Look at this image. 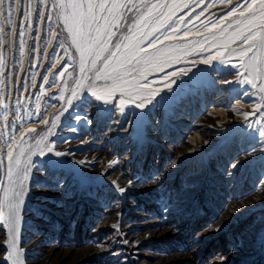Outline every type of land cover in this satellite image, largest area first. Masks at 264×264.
I'll return each instance as SVG.
<instances>
[{"label": "rangeland", "instance_id": "obj_1", "mask_svg": "<svg viewBox=\"0 0 264 264\" xmlns=\"http://www.w3.org/2000/svg\"><path fill=\"white\" fill-rule=\"evenodd\" d=\"M238 2L244 0H144L159 5L153 16L170 15L171 19L165 24L166 31L159 30L163 34L153 46H148L151 36L140 45L153 54L152 62H142L139 71L125 73L124 80L131 83L124 86L131 88L147 80L157 95L143 109L127 100L123 112L116 107L119 90L101 100L92 95L91 82L97 89H103L106 82L95 80L93 71L81 74L79 53L64 28L61 10L54 14L51 34L48 25H42L39 36L45 40L39 47L44 49L43 58L38 60V53L30 51L33 34L26 33L23 66L15 23L8 25L6 16L0 15L4 30L0 31L4 64L0 100L7 105L0 107V152L5 162L0 169V200L4 188L12 187L5 141L9 136L19 140L28 128L36 130L25 137L23 146L33 162L24 180L27 195H22L25 204L16 245L23 249L19 258L23 264H219L221 256L227 257L225 264H264V137L255 130L264 127V91L237 82L238 73H245L238 51L245 45L238 39L228 40L238 30L234 21L239 10L231 16L227 13ZM254 2L258 5L261 0ZM6 9L7 3L2 11ZM18 18L13 14L14 22ZM173 21H177L173 28H167ZM36 23L34 19V27ZM148 31L151 28L141 27L130 34L124 27L118 35H130L134 42ZM56 32L72 60L56 46ZM54 46L55 53L49 57ZM125 52L122 48L121 53ZM209 56L217 58L204 64ZM165 60L171 61V67L161 72L156 64ZM97 66H102L100 61ZM259 67V76L254 72L244 79L264 81V64ZM180 69H187V75L176 77L170 91L163 75ZM68 72L73 74L68 76ZM33 73L35 87L28 79ZM193 73L196 76L190 80ZM82 75L88 79L81 80L83 86L77 88L76 80ZM42 77L54 78L55 83L48 86ZM21 80L26 89H20ZM176 84L183 87L177 89ZM73 88L80 98L68 105ZM61 93L60 99H49ZM161 97L172 99L160 104ZM41 110L37 122L33 117ZM245 112L250 113L247 122ZM5 113L18 128L14 134L5 125ZM54 115L58 118L55 126L51 124ZM248 123L253 127L248 128ZM45 144L70 154L47 153ZM39 148L47 154L41 157ZM247 152L252 155L244 158ZM97 158L95 166L87 163ZM237 158L239 164L231 168ZM27 159L21 157V168L29 167ZM116 159L120 161L116 169H107L108 162ZM81 160L86 163L79 164ZM106 169L110 174L102 175ZM121 175V186L127 187L129 179L136 183L123 195L111 184ZM10 199H15L14 191ZM116 224L118 229L113 227ZM2 231L7 234L8 230ZM8 251L7 245L0 246V264H11L4 259Z\"/></svg>", "mask_w": 264, "mask_h": 264}, {"label": "snow or ice", "instance_id": "obj_2", "mask_svg": "<svg viewBox=\"0 0 264 264\" xmlns=\"http://www.w3.org/2000/svg\"><path fill=\"white\" fill-rule=\"evenodd\" d=\"M7 3L6 12L2 11L3 5ZM187 7V5H184ZM41 7L45 10L41 11ZM159 5L152 4L149 5L144 3V0H51L49 5V0H38L34 5L33 0H27V6L25 7V0H0V15H4L7 18V24L13 25L15 23L16 38L19 40V64L23 66L24 57L26 55V33H32V45L30 46V51H36L38 53V60L43 58L44 49L39 47V44L45 40V37L39 36L42 25L47 24L48 34L53 32L52 23L55 22L54 14L57 10H61V18L63 20L64 28L69 32L72 37V45L75 46L76 51L79 53V64L81 74L86 71H93L95 80L103 79L106 83L103 89H97L95 87L94 81L89 84V89L92 95L95 96L97 100H101L102 97H109L116 94L119 90L120 101L116 105L121 112L124 111V105L127 100H131L136 108L143 109L146 104H152V98L157 95V89L149 88L147 80L144 81L142 85L133 84L131 88H126L124 85L131 83L124 80L125 73H135L139 71V65L142 62L151 63L152 53H149L141 48L140 45L148 40L151 36L152 39L148 40V46L151 47L160 38L163 33L159 32L160 29H165V24L171 19V16H166L163 19H159L157 16H153L151 13L154 9L158 8ZM144 9H148V14L145 15ZM237 10H239V18L234 21L238 26V30L228 37V40L234 42L236 39L241 41L245 47L240 48L239 58L241 60V66L245 68V73L237 75V82L246 83L251 85L253 89H259L264 91V81L256 82L254 78L244 79L245 76L253 77L255 72L256 76L260 75V65L264 64V0L257 5L254 0L249 3L248 0H244V3H236L227 13L228 16L233 15ZM13 14L18 15V19L14 22L12 17ZM131 14V16H129ZM259 21H262L258 23ZM35 19L36 26L34 27L33 20ZM129 20L132 22L129 23ZM191 20V17L189 18ZM177 21H173L167 24V28H173ZM213 23H215L213 21ZM206 27V25H203ZM242 26V27H240ZM127 28L128 33H133L134 29L139 30L141 27L151 28V31L141 32L138 38L132 41V37L129 36H119L121 28ZM231 27V25H228ZM0 31H4L0 29ZM166 31V29H165ZM214 35V34H213ZM39 37V39H38ZM113 37H116L113 43ZM55 39L57 45L64 49V54L67 56L68 60H72L73 56L68 52V49L64 46L63 41L60 40V33L56 32ZM207 39V38H205ZM124 40L130 41V43H123ZM213 43L216 41L213 39ZM51 43V41H48ZM112 45L110 48L109 45ZM227 47V43L223 45ZM125 49V53H121V49ZM232 52L237 51V49H232ZM55 53V46L53 47L52 53H49V57ZM107 53V55H105ZM230 53H223V55H229ZM218 55H221L218 53ZM103 57V59H101ZM217 57L209 56L202 62L204 64L210 63L211 60ZM100 61L102 66H97V62ZM90 62V63H89ZM165 66L171 67V61L165 60L161 63L156 64L161 72L164 71ZM4 67L2 62V57H0V68ZM187 69H180L179 71H173L171 73L165 72L162 78L164 86L173 91L172 85L176 83V77L187 75ZM73 73L68 72L67 75L71 76ZM196 73H193L190 80H193ZM35 73L32 77H29V81L35 87ZM45 84L51 86L55 83V79L44 78ZM88 79V77L81 76L80 79L76 80L77 88L82 87L81 80ZM111 81V83H107ZM184 83H187L185 81ZM226 83H231L227 82ZM45 84L40 85L41 91H43ZM177 89H181L183 85H177ZM20 89H26L27 84L21 80ZM77 88H73L72 97L68 98L67 104L72 105L73 99H79ZM60 96H50L49 99H60ZM176 95V93H174ZM27 99V96H25ZM39 99V96H36ZM172 97H161L160 104L168 103ZM108 103V100H104ZM247 102V101H245ZM18 105H22L23 101L20 99L16 100ZM0 107L7 108V105L0 100ZM67 111V109H65ZM259 111V110H257ZM43 114L41 110L33 119L39 122V116ZM15 115V112H13ZM245 121L250 113H243ZM7 113H5V125L8 128L18 131L14 121L6 119ZM23 120V118H21ZM47 125L48 121H44ZM58 118L54 115L51 119V124L53 126L57 125ZM248 128H252L253 124L248 123ZM75 131V129H72ZM255 130L258 132L260 137H264V127H256ZM36 130L33 128H28L25 133L21 134L19 140H12L9 136L8 140L5 141L7 144V178L12 187L4 188L3 199L0 200V246L3 247L7 245L8 249L11 251L7 252L4 257L5 260L11 261V264H23L19 259L23 255V249H17L16 245L19 240L20 225L23 220L21 215L22 207L25 204V200L22 195H27V188L24 185V180L29 178L32 171L33 162L28 153L24 151V144L27 142L25 137L32 135ZM43 139V138H42ZM47 148V153H52L55 156H65L69 155L70 151H54L53 148L45 144ZM31 149H29V153ZM38 153L41 157L45 156L47 153L44 148H39ZM252 152L244 153L242 156L244 158L251 156ZM27 156V163L29 167L21 168V157ZM241 157V156H240ZM97 160H92L87 162L90 166H95ZM241 159L237 158L233 160L230 164L231 168H235ZM79 164L84 165L86 162L81 160L78 161ZM120 161L118 159L111 160L107 164V169H112L113 171L119 165ZM5 166L4 153L0 152V169ZM105 170L104 174H110ZM157 174L156 176H158ZM112 180L111 184L115 189L123 195L127 192L129 188L135 187L136 183L129 179L127 187L121 186L120 179ZM155 179V177H153ZM14 191L15 199H10V192ZM167 210V209H165ZM119 215V213H117ZM114 228H119V225H113ZM222 227V225H221ZM6 228L7 234H4L2 229ZM219 231L220 228L214 229ZM124 243H128L124 240ZM227 257L221 256L219 264H225Z\"/></svg>", "mask_w": 264, "mask_h": 264}]
</instances>
